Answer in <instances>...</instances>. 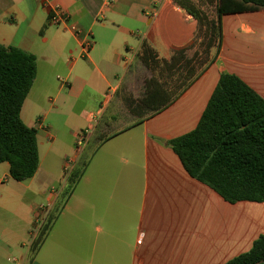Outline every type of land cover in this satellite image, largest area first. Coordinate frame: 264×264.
I'll return each instance as SVG.
<instances>
[{"label": "crops", "instance_id": "crops-1", "mask_svg": "<svg viewBox=\"0 0 264 264\" xmlns=\"http://www.w3.org/2000/svg\"><path fill=\"white\" fill-rule=\"evenodd\" d=\"M52 5L81 33L50 23ZM243 12L221 15L219 40L176 0H0V43L36 58L20 117L39 155L24 181L0 162V264H223L251 247L261 214L191 177L167 145L195 128L221 73L264 98L239 73ZM40 204L54 219L33 249Z\"/></svg>", "mask_w": 264, "mask_h": 264}, {"label": "trees", "instance_id": "trees-1", "mask_svg": "<svg viewBox=\"0 0 264 264\" xmlns=\"http://www.w3.org/2000/svg\"><path fill=\"white\" fill-rule=\"evenodd\" d=\"M176 2L206 24L193 8L182 0ZM258 9H264V0H217L215 19L206 25L220 40L222 14ZM143 52L149 53L145 44ZM35 76L34 54L0 43V162L8 164L9 175L16 181L31 178L39 164L36 129L20 117ZM167 145L191 177L225 201L264 202V98L237 75L221 73L195 128L168 140ZM78 176L75 172L70 185ZM53 219L54 215L49 216L33 249ZM223 264H264V233L247 251Z\"/></svg>", "mask_w": 264, "mask_h": 264}, {"label": "rangeland", "instance_id": "rangeland-1", "mask_svg": "<svg viewBox=\"0 0 264 264\" xmlns=\"http://www.w3.org/2000/svg\"><path fill=\"white\" fill-rule=\"evenodd\" d=\"M189 8H193L203 21L211 25L215 19V5L217 0H182ZM245 24L253 32L239 30V73L243 77L264 91V12L239 13V29ZM64 176V175H63ZM243 205L253 208L264 219V202L243 201Z\"/></svg>", "mask_w": 264, "mask_h": 264}, {"label": "built area", "instance_id": "built-area-1", "mask_svg": "<svg viewBox=\"0 0 264 264\" xmlns=\"http://www.w3.org/2000/svg\"><path fill=\"white\" fill-rule=\"evenodd\" d=\"M44 4H48V0H42ZM108 5V1L104 2L103 6H107ZM50 12H49V22L52 24H60V23H68V28L71 32H73L74 34L78 35L81 33V31L78 29V27L72 23H69V15L63 10L61 9L59 6L57 5H52L50 6ZM91 41L86 40L81 44V50H82V56L85 55L90 47H91ZM67 84V83H65ZM87 138V131H82L80 132L77 137H76V147L79 149L81 148L82 144L86 141ZM71 168V161L70 160H66L64 166H63V170L65 174H68V172L70 171ZM1 181V179H0ZM49 218V210L48 207L46 205L40 204L36 207L35 212H34V225L31 229L30 232V236H31V242L33 243L42 227L45 225L47 219Z\"/></svg>", "mask_w": 264, "mask_h": 264}]
</instances>
